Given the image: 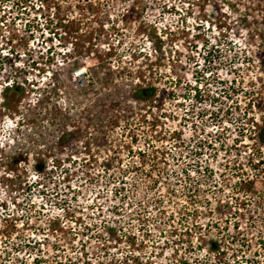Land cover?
<instances>
[{"label":"rangeland","instance_id":"rangeland-1","mask_svg":"<svg viewBox=\"0 0 264 264\" xmlns=\"http://www.w3.org/2000/svg\"><path fill=\"white\" fill-rule=\"evenodd\" d=\"M44 3L0 0V264H264V0Z\"/></svg>","mask_w":264,"mask_h":264},{"label":"built area","instance_id":"built-area-1","mask_svg":"<svg viewBox=\"0 0 264 264\" xmlns=\"http://www.w3.org/2000/svg\"><path fill=\"white\" fill-rule=\"evenodd\" d=\"M27 4H31V6H28ZM16 8L19 10V16H22L20 19L23 20L24 13L33 11L34 18L35 16H38V18H43V13L42 11L45 9V3L44 0H19V4L16 6ZM85 72V71H84ZM8 84V83H7ZM6 84V85H7ZM11 84L9 83L8 86Z\"/></svg>","mask_w":264,"mask_h":264},{"label":"trees","instance_id":"trees-1","mask_svg":"<svg viewBox=\"0 0 264 264\" xmlns=\"http://www.w3.org/2000/svg\"><path fill=\"white\" fill-rule=\"evenodd\" d=\"M9 89V88H7ZM19 88L16 86H13L10 88V91L18 92L19 94ZM135 98L140 100H149L150 98L154 97L157 92L155 87H146V88H140L136 90ZM247 183H250V181H247Z\"/></svg>","mask_w":264,"mask_h":264}]
</instances>
